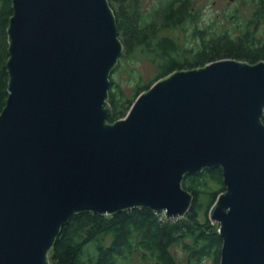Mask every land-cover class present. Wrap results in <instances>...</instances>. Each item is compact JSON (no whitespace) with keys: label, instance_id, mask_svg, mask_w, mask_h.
Segmentation results:
<instances>
[{"label":"water","instance_id":"obj_1","mask_svg":"<svg viewBox=\"0 0 264 264\" xmlns=\"http://www.w3.org/2000/svg\"><path fill=\"white\" fill-rule=\"evenodd\" d=\"M0 111V264H50L72 215L182 218L185 174L222 169L219 264H264V60L176 69L107 122L122 54L108 0H12Z\"/></svg>","mask_w":264,"mask_h":264},{"label":"trees","instance_id":"obj_2","mask_svg":"<svg viewBox=\"0 0 264 264\" xmlns=\"http://www.w3.org/2000/svg\"><path fill=\"white\" fill-rule=\"evenodd\" d=\"M108 1L111 7L112 3L118 4V9H112L118 34L125 39V51L119 59L129 56L137 44H143L158 58L155 62L161 77L176 69L197 67L221 58L249 63L264 60V31L261 36L256 34L258 21L264 20V0H249L257 6L245 23L238 21L236 14L232 16L241 30L236 38L229 37L228 30L215 32L208 25L196 27L198 11L193 9L191 0H162L155 7V14L148 18L137 13L134 0L130 1L134 6L126 0ZM11 5L12 0H0V111L7 97L6 29ZM179 25L193 26L199 42L197 48L183 51L172 38L158 33L159 29ZM150 85H138L134 97L127 98L110 76L108 102L112 112L107 122L124 116L135 97ZM181 185L193 200L190 210L177 220L164 216L160 220V213L143 207L112 215H72L61 227L49 253L50 264H131L134 255L138 256L137 264H219L222 238L217 227L209 222L208 211L216 196L225 191L222 169L204 168L199 173L185 174Z\"/></svg>","mask_w":264,"mask_h":264},{"label":"rangeland","instance_id":"obj_3","mask_svg":"<svg viewBox=\"0 0 264 264\" xmlns=\"http://www.w3.org/2000/svg\"><path fill=\"white\" fill-rule=\"evenodd\" d=\"M130 1L131 0H126L127 3H130L131 6H134ZM134 1H136L135 9L137 13L141 16L147 17L149 15L155 14V7L157 5L159 6L162 0ZM246 2L247 3L245 4L242 3L241 0H191L193 9L198 11L196 27H198V25L201 27L208 25L215 32H224L228 30V36L231 38H236L237 35L241 33V30L236 24L233 23L232 16L236 14L238 21L244 22L249 20L250 13L255 8V6H257V4L254 2V4H251L249 0H246ZM112 8L118 9V4L112 3ZM258 22L260 25L258 31H256V34L261 36L264 31V20L260 19ZM193 29L194 28L192 25H185L184 27L179 25L172 29H159L158 33L160 36L172 38L178 47L181 48V50L186 51L187 49L197 48L199 43L197 36H195L193 33ZM118 37L123 45V40H125L124 37L119 34ZM124 51L125 48L123 45L121 56H123ZM156 60H158L156 55L149 51L145 45L137 44L129 56L118 60L117 65L114 68L115 71L113 70L110 75L113 84L115 86L118 85L121 94L123 93L127 98L134 97V92H136L138 85L152 84L161 77L158 73ZM124 99L127 101L126 98ZM158 213H160L159 218L162 220L164 213ZM177 219L180 218H174L170 220L173 221ZM212 225L218 227V223ZM138 261V256L134 255L131 260V264H137Z\"/></svg>","mask_w":264,"mask_h":264},{"label":"flooded vegetation","instance_id":"obj_4","mask_svg":"<svg viewBox=\"0 0 264 264\" xmlns=\"http://www.w3.org/2000/svg\"><path fill=\"white\" fill-rule=\"evenodd\" d=\"M241 1H242V3H245V4L247 3L246 1H243V0H241Z\"/></svg>","mask_w":264,"mask_h":264}]
</instances>
